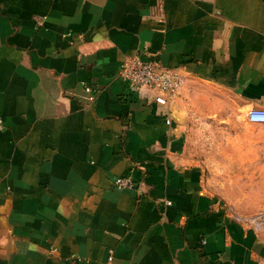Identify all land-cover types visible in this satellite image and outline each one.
I'll use <instances>...</instances> for the list:
<instances>
[{"label":"crops","instance_id":"crops-1","mask_svg":"<svg viewBox=\"0 0 264 264\" xmlns=\"http://www.w3.org/2000/svg\"><path fill=\"white\" fill-rule=\"evenodd\" d=\"M132 56L178 69L177 97L133 92ZM252 109L264 0H0V264H264L206 172L258 168Z\"/></svg>","mask_w":264,"mask_h":264},{"label":"built area","instance_id":"built-area-1","mask_svg":"<svg viewBox=\"0 0 264 264\" xmlns=\"http://www.w3.org/2000/svg\"><path fill=\"white\" fill-rule=\"evenodd\" d=\"M120 77L135 93L150 95L159 106H166L173 101L180 92L184 82L182 73L175 68L163 66L155 57L142 58L132 56L122 61L119 67ZM90 94L91 101L95 98L94 90L85 86ZM247 118L250 122L264 123V109H252ZM170 124V120H166ZM3 128V120L0 117V130ZM113 186L117 190L132 189L135 182L130 176L117 177L113 180Z\"/></svg>","mask_w":264,"mask_h":264},{"label":"rangeland","instance_id":"rangeland-1","mask_svg":"<svg viewBox=\"0 0 264 264\" xmlns=\"http://www.w3.org/2000/svg\"><path fill=\"white\" fill-rule=\"evenodd\" d=\"M250 158V163L257 164L258 168L206 172L235 215L264 237V154L250 155Z\"/></svg>","mask_w":264,"mask_h":264}]
</instances>
